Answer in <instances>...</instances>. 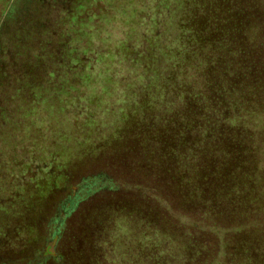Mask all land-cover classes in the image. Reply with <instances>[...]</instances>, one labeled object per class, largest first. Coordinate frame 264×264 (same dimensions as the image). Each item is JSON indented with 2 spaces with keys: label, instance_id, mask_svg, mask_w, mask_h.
Returning a JSON list of instances; mask_svg holds the SVG:
<instances>
[{
  "label": "trees",
  "instance_id": "obj_1",
  "mask_svg": "<svg viewBox=\"0 0 264 264\" xmlns=\"http://www.w3.org/2000/svg\"><path fill=\"white\" fill-rule=\"evenodd\" d=\"M11 2L0 264H264V0ZM94 168L123 193L50 228Z\"/></svg>",
  "mask_w": 264,
  "mask_h": 264
},
{
  "label": "rangeland",
  "instance_id": "obj_2",
  "mask_svg": "<svg viewBox=\"0 0 264 264\" xmlns=\"http://www.w3.org/2000/svg\"><path fill=\"white\" fill-rule=\"evenodd\" d=\"M102 169L94 168L90 171H77L75 174L71 175L69 185L67 189L60 194L59 198L53 203L51 208L48 212V219L47 224L50 223V228L52 229L60 227L61 223L64 225L66 223H70L71 211H63V207L69 204H76L77 208L75 212L81 207V205L85 204L86 202L94 199L97 201L99 196L104 194H118L123 193L124 181L123 176L120 175L118 172L115 175H106L103 176L100 172ZM104 188V189H102ZM118 193H117V192ZM61 206L60 210L57 212V209ZM54 218L57 219L55 222ZM48 237L51 238V231ZM55 230V229H54ZM60 239V238H59ZM56 238L52 239L51 244L54 245ZM59 241V240H58ZM57 241V242H58Z\"/></svg>",
  "mask_w": 264,
  "mask_h": 264
},
{
  "label": "flooded vegetation",
  "instance_id": "obj_3",
  "mask_svg": "<svg viewBox=\"0 0 264 264\" xmlns=\"http://www.w3.org/2000/svg\"><path fill=\"white\" fill-rule=\"evenodd\" d=\"M17 1H18V5H20L19 0H12L11 5H13L14 3H16ZM12 7L14 8L15 6H12Z\"/></svg>",
  "mask_w": 264,
  "mask_h": 264
}]
</instances>
